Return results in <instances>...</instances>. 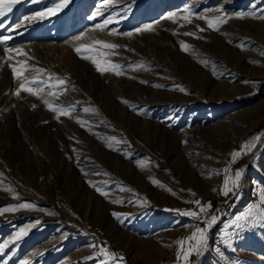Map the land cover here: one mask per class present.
<instances>
[{
	"label": "rangeland",
	"instance_id": "obj_1",
	"mask_svg": "<svg viewBox=\"0 0 264 264\" xmlns=\"http://www.w3.org/2000/svg\"><path fill=\"white\" fill-rule=\"evenodd\" d=\"M56 3L20 0L0 18L17 26L0 36L23 53L5 54L0 45V244L8 245L0 264H264V226L230 227L260 204L264 189V161L250 158L264 139V106L253 110L264 102V0H70L55 16L22 19ZM217 16L227 20L215 30L201 19ZM105 18L112 19L106 29L94 27ZM96 40L120 45L97 46L118 53L101 59L137 67L98 73L75 52ZM21 64L45 71L14 80L11 68ZM50 76L66 80L67 90L47 87ZM32 80L45 81L43 90L17 97ZM44 99L75 111L53 112ZM256 135V147L229 163ZM225 167L233 176L245 169L238 195L227 198L219 191ZM195 199L211 201L208 214L218 222L203 254L185 262L176 242L185 240L186 251L199 221L176 210L199 211ZM23 202L37 207L9 210ZM21 229L26 235L14 240ZM226 232H236L228 245ZM102 242L122 259L102 256Z\"/></svg>",
	"mask_w": 264,
	"mask_h": 264
},
{
	"label": "snow or ice",
	"instance_id": "obj_2",
	"mask_svg": "<svg viewBox=\"0 0 264 264\" xmlns=\"http://www.w3.org/2000/svg\"><path fill=\"white\" fill-rule=\"evenodd\" d=\"M20 0H0V18H6L7 13L11 12L13 9V6L18 4ZM33 3L38 2V0H32ZM70 0H57V3L53 7H48L45 10L38 11L36 12L32 17H23L22 19L24 20H43L45 17H52L57 14V12L67 6L69 4ZM102 15V13L98 14ZM91 19H96V16L90 17ZM170 19L172 17H169ZM242 18V17H241ZM181 19L185 21H189L188 16H183ZM201 19H205L207 22V27L211 29H216V26L218 24H223L226 22L227 17L225 16H217L214 18H207V17H201ZM112 23L111 18H105L102 20L101 23L94 25V27L104 30L107 28L109 24ZM8 27H13L15 30L17 26L9 25L5 26L3 24L2 19H0V29H3L7 31ZM151 25L145 26L144 28H137L135 31L136 32H141V31H151ZM205 29L201 28L199 31H204ZM108 31H112L111 29H108ZM132 33H126L125 35H131ZM184 35H192V33H184ZM11 39V36H0V45H5L4 51L5 54L8 53H17V54H23L20 49L18 48H13L12 46L8 45V41ZM77 39H80L78 36ZM97 46L99 49L103 50H115L120 47V45L116 43H109V42H104L102 40H96L93 45H81L80 47L75 48L76 54L84 60H90L91 63L95 66V69L98 73H107V72H112L116 76H121L123 75V70L125 68H135L137 67L136 65L132 64H127V65H121L119 63H113L108 60H103L100 57H105L109 55H118L117 52L113 51H97ZM182 50L187 51L188 45L187 44H182L181 45ZM125 50H128L125 46ZM134 51V50H132ZM94 53V54H93ZM6 58L8 60H11V56H7ZM139 67H143V65H140ZM11 71L13 73V79L20 78L24 75L25 72H41L43 73L45 70L42 68H28L25 64H21L19 67L13 66L11 68ZM52 77H49V82L47 83V87L49 88H58L60 91H65L69 87L68 82L64 79H57L56 83H51ZM142 83H147L146 81H142ZM46 82L45 81H38V80H32L27 83H21L20 87L16 90L15 95L17 97L20 96L21 92H26L30 93L32 96L37 95V87L40 88V90H43V87L45 86ZM32 85V86H29ZM153 87H164L163 85H152ZM179 91H185L184 88L178 87ZM55 92L50 93V95H55ZM43 103L45 105H48L49 110L57 113H61L65 116L69 115L70 111H75V108H70V109H65V108H58V107H53L48 99H44ZM124 103H128L127 101H124ZM35 107V105H33ZM83 112H88L89 109L87 107H84L82 109ZM136 111H139V108L136 109ZM46 123V121H45ZM77 123L81 124L83 126L85 123H88L87 121L83 120H78ZM112 140H115L116 137H111ZM261 139L260 135H256L251 137L250 140H248L246 143L242 144L239 149L234 150L230 154V160L229 163H235L237 158L242 157L243 155L247 154V152H250L252 149L256 147V142ZM131 158V157H129ZM225 175L223 179V185L221 189L219 190L221 195L224 198L229 197L230 194H235L238 195L239 189H240V183L242 176L244 174L245 169L239 168L236 169L233 175H229L228 173L230 172V169L228 167H225L223 169ZM87 174V173H86ZM98 174V173H97ZM154 183H159L158 181H154ZM95 187V190L97 193L101 196H106L107 191H104L101 189V187L93 185ZM195 195V193H193ZM259 201L260 204L258 205H249V210L245 213L236 215L234 219L230 222V227L237 230V231H242L245 230L249 227H252L256 224H260L264 226V207H261V205H264V189L261 190L259 193ZM191 203L194 206H198L199 211H193V210H186L183 211L182 213L179 212V210H176L179 214H182L184 216H188L193 218L196 221H199L197 224L195 230L191 233L189 237H187V240L190 242L188 249L185 251L184 250V244L185 240H178L176 243L177 245L180 246L182 258L185 262L189 260V257L195 253L197 256L203 254L204 250L208 246V232L209 230L218 222V215L217 214H211L209 216L208 210L213 207L211 201L207 202H202L200 199H195L191 201ZM15 207H20V208H35L37 207L34 205L32 202H23L19 204L18 206H9V210L14 209ZM257 209V210H254ZM219 212V210H216ZM201 214H203V219H201ZM114 216L119 218V214L113 213ZM39 223V221H37ZM203 225V226H201ZM24 235H26V230L21 229L19 232L16 233V236L14 237V240H19L21 239ZM236 235V232H226L224 238L222 239V242L225 245H228L230 242V239L232 236ZM8 247L7 244H0V255H3L5 252V249ZM100 253L102 256L107 255L111 256L113 261H116L117 259H122L117 258L114 253H108L106 252L103 242L101 244V247L99 249ZM95 257H90L89 259H94ZM3 264H7V261H4ZM21 264H28V261H22ZM100 264H106V262L102 259L100 261Z\"/></svg>",
	"mask_w": 264,
	"mask_h": 264
},
{
	"label": "bare ground",
	"instance_id": "obj_3",
	"mask_svg": "<svg viewBox=\"0 0 264 264\" xmlns=\"http://www.w3.org/2000/svg\"><path fill=\"white\" fill-rule=\"evenodd\" d=\"M217 68V67H216ZM220 72V71H219ZM233 76V75H232ZM232 76H231V78H232ZM257 77V76H256ZM256 77H253V78H256ZM259 80V79H258ZM262 80V79H261ZM263 80H264V77H263ZM263 84H264V81H263ZM230 88L232 89L233 88V86L232 87H228V89H227V91H226V94L224 95L225 96V98H221V101H224V102H232L233 100L231 99H229V97H228V90L230 91ZM243 91H244V93L246 94V92L248 91V87H244V89H242ZM231 97V96H230ZM220 100V99H219ZM235 102V101H234ZM264 106V102H261V103H259L258 105H256V106H253V110L254 111H258L260 108H262ZM252 111V110H251ZM246 113V112H245ZM248 113V112H247ZM141 153L138 149H136V147H135V149H134V151H133V153ZM91 156V155H90ZM95 156V155H94ZM95 158H96V156H95ZM95 160H97V159H95ZM139 165V164H138ZM56 220V219H55Z\"/></svg>",
	"mask_w": 264,
	"mask_h": 264
},
{
	"label": "built area",
	"instance_id": "obj_4",
	"mask_svg": "<svg viewBox=\"0 0 264 264\" xmlns=\"http://www.w3.org/2000/svg\"><path fill=\"white\" fill-rule=\"evenodd\" d=\"M251 160H255V159H258V164L260 162H263L264 161V139L262 140L259 148L257 149V151L254 153L253 156H250ZM256 166V165H255ZM219 240L218 236L216 234L213 235V238H212V242L215 241L217 242Z\"/></svg>",
	"mask_w": 264,
	"mask_h": 264
},
{
	"label": "crops",
	"instance_id": "obj_5",
	"mask_svg": "<svg viewBox=\"0 0 264 264\" xmlns=\"http://www.w3.org/2000/svg\"><path fill=\"white\" fill-rule=\"evenodd\" d=\"M254 181V180H253Z\"/></svg>",
	"mask_w": 264,
	"mask_h": 264
}]
</instances>
